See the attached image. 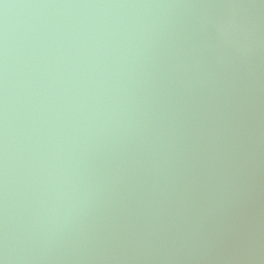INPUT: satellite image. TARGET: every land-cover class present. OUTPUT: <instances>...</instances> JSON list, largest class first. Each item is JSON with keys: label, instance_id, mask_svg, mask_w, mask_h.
<instances>
[{"label": "water", "instance_id": "1", "mask_svg": "<svg viewBox=\"0 0 264 264\" xmlns=\"http://www.w3.org/2000/svg\"><path fill=\"white\" fill-rule=\"evenodd\" d=\"M0 264H264V0H0Z\"/></svg>", "mask_w": 264, "mask_h": 264}]
</instances>
